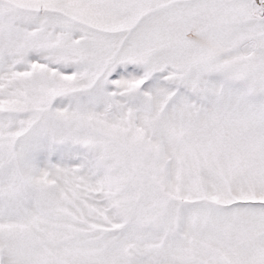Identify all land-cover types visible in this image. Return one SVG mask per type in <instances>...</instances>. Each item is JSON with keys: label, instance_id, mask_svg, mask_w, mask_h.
I'll return each mask as SVG.
<instances>
[{"label": "snow or ice", "instance_id": "snow-or-ice-1", "mask_svg": "<svg viewBox=\"0 0 264 264\" xmlns=\"http://www.w3.org/2000/svg\"><path fill=\"white\" fill-rule=\"evenodd\" d=\"M0 264H264V0H0Z\"/></svg>", "mask_w": 264, "mask_h": 264}]
</instances>
